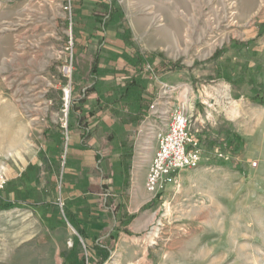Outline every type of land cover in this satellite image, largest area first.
<instances>
[{
    "label": "rangeland",
    "instance_id": "374dc122",
    "mask_svg": "<svg viewBox=\"0 0 264 264\" xmlns=\"http://www.w3.org/2000/svg\"><path fill=\"white\" fill-rule=\"evenodd\" d=\"M97 1L0 0V45L6 50L0 60V128L18 116L26 128L21 147L0 146V204L19 203L0 209V264H80V256L89 264L91 240L86 243L67 220L71 202L79 226L91 223L108 236L109 256L102 264H264V104L251 100L252 87L264 89V0L249 9L239 0H186L187 8L180 7L176 17L187 27L192 23L193 35L174 38L170 46L156 42L155 31L164 24L162 7L174 0H113L120 19L105 29L108 16L99 27L96 21L98 32L90 37L89 16H103ZM140 19H146L144 25L137 24ZM20 37L26 42L24 64ZM246 41L251 42L237 45ZM97 47L103 80L120 81L124 55L132 51L147 57L160 74L150 77L153 111L149 107L138 125L114 133L115 146L123 140L127 149L132 145L129 171L121 174L127 178L120 182L109 167L122 156L101 128L86 149L79 145L76 125L68 128V120L74 122L68 114L73 99L92 84L89 64ZM36 59L39 66L29 68ZM224 70L233 75L245 70L244 82L226 81ZM22 71L37 78L26 84L34 86L27 106L16 105ZM176 108L190 116L202 159L182 170L177 184L150 194L145 180L155 136ZM99 118L107 124L114 120L104 113ZM226 136L240 141L237 154L224 144L209 146L212 139L224 143ZM96 149L103 161L95 173ZM78 181L90 192L77 189ZM136 189L144 199L132 208ZM78 196L84 201L77 205ZM125 216L130 219L123 224ZM114 227L119 230L110 234Z\"/></svg>",
    "mask_w": 264,
    "mask_h": 264
},
{
    "label": "trees",
    "instance_id": "16d2710c",
    "mask_svg": "<svg viewBox=\"0 0 264 264\" xmlns=\"http://www.w3.org/2000/svg\"><path fill=\"white\" fill-rule=\"evenodd\" d=\"M114 3L115 2L113 0L110 2L106 0H100L95 3V5L100 7L103 16L97 17L96 13H92L94 15L92 17L89 16L88 20L90 21V18H92V22L90 21L89 23L90 32L87 35L91 37L93 33L98 32L97 26H100L102 20H104L106 16H108L109 20L108 22L102 23L103 29L106 28V25L109 22L113 23L115 20L120 19L121 11H119L118 7L115 6ZM96 21L98 22L97 26L95 24ZM99 39L102 43L103 38L99 37ZM250 42L251 41L239 42L237 45L244 46ZM124 56V60L127 65L124 68L122 79L120 81L117 79L106 81L102 79L104 74H106L101 67L100 61V59L103 57V54L100 47L94 49L92 59L89 64V76L93 79L92 84L85 91L81 92L79 97L73 99L72 106L68 113L69 116L74 118L73 123H70L68 120V128L72 129L74 124L76 125V129L80 133L79 145L81 148L86 149L89 147V141L93 137V134L98 131V127H100L102 134H104V138L110 142L113 150L115 152H119V154L122 156L121 159H119L116 163H111L109 167L112 179H115V182L125 180L126 176H121V174L124 172L128 173L129 171L130 159L132 156V145L127 149L126 140H123L118 143V146H115L116 144L114 145V142L116 138L114 133L118 131L120 127H124L128 124L131 126L138 125L139 122L147 115L152 100L154 99L150 77L160 75L157 73L158 69H155L153 63H150V60L141 53L132 51L129 52V54L125 53ZM146 65L149 66V69L146 67ZM171 66L172 68L178 67L177 63H173ZM247 70L251 69L248 68ZM245 72V70H237L236 74L233 75L232 72H227L224 70L221 72V76L232 84H241L244 82L243 74H245ZM250 82L253 83V79H250ZM252 91L253 95L251 96V100L259 104H264V89H256L252 87ZM91 93L95 94L94 98L89 97ZM99 113L109 114L110 118H114V120L112 119L113 121L110 123V125H108L105 121H100ZM234 140L228 136L225 137L224 143H218L215 141V139H212L209 142V146L213 147L215 143L219 146L224 144L228 151L232 155H235L238 151H240L241 143L238 141L237 137ZM95 152L96 153H94V156L97 161H99L97 169H95L96 173L99 170H102L101 162L103 161V158L100 155V150L96 149ZM69 162L70 161H68V163ZM84 169L81 167V172H83ZM87 180H89V177H87ZM78 184H80L79 181L77 182V189L90 192L88 185L87 187H84L82 184L83 186L81 187V185ZM80 196L74 198V201L77 205L78 203L84 201V199ZM28 198L26 197L27 200ZM108 200L110 199H107L106 202ZM71 204L73 203L71 202L66 205L65 210L67 213V220L76 226L78 236H80L82 239H85L86 243L87 240H91L92 243L90 247L91 253L87 257L89 264H102L109 256L110 244L106 240L108 236L101 235L100 232L102 229L93 227L91 223H87L86 227L79 226L76 221V216L73 213V209L70 207ZM17 206H19V203L7 201L0 204V209H10ZM31 208L36 211L35 207ZM115 210H117V206L115 207ZM113 219L115 218L113 217ZM129 219L130 216H125L122 223H127ZM118 230V227H114L110 234L113 231L116 233ZM73 248L79 250V243H76ZM79 262L80 264L84 263L83 256L79 257Z\"/></svg>",
    "mask_w": 264,
    "mask_h": 264
},
{
    "label": "built area",
    "instance_id": "2783aa9c",
    "mask_svg": "<svg viewBox=\"0 0 264 264\" xmlns=\"http://www.w3.org/2000/svg\"><path fill=\"white\" fill-rule=\"evenodd\" d=\"M156 105L157 102L152 101L150 109ZM190 127V116L183 109L167 113L166 122L155 136L156 148L145 180L148 193L155 194L174 186L182 170L199 165L204 149L191 136Z\"/></svg>",
    "mask_w": 264,
    "mask_h": 264
},
{
    "label": "bare ground",
    "instance_id": "6f19581e",
    "mask_svg": "<svg viewBox=\"0 0 264 264\" xmlns=\"http://www.w3.org/2000/svg\"><path fill=\"white\" fill-rule=\"evenodd\" d=\"M239 1H240V3L244 4L243 7L245 9H249L256 2V0H239ZM166 5L167 6H163L162 7V9L165 10L164 11L165 14L164 15L162 14V16L164 17V19L162 18L163 21H164L163 27L158 29V31L156 30L155 33H156V35H158V38H156V42H160L161 41V42L167 43L170 46L174 42V38H179L182 35H185L186 37L190 38L193 35V31L194 30L192 29L193 27H192V23L190 21H189L190 25L187 27V23H185L184 20L178 19L176 17V13H179L178 9L180 7L183 8V9L187 8L186 0H174L173 2H169ZM161 12H163V11H161ZM145 21H146V19L136 20L138 25H144ZM186 22H187V19H186ZM137 27H138V29H141L139 26H137ZM20 38L24 42V43L22 42L23 44H19L20 48L23 50L24 49L23 46H25L26 42L23 40L24 38H22V37H20ZM4 45H7V44L4 43ZM5 47H7V46H5ZM5 52H6V50L4 49V46L0 45V60L2 59L3 56L6 55ZM25 55L26 54H25V52L23 50V52L20 54V63H22V64H24L26 62V60H27ZM39 64L40 63H38L37 59H36L35 61H31L30 60L29 64H27V66L29 68H32V67L39 66ZM22 74H24L25 77L22 78L17 83L16 95L18 96L17 99H19V100H17L18 102H16V105L19 106L20 102H22L23 105L27 106L29 104V101L31 100V97H32V96L29 95V91L33 92L34 91V86H30V85L26 86V84H30V80L33 79V75H32V73H30V71L28 73L22 71ZM36 79L37 78L33 79V83L37 82ZM1 84H2V81L0 80V85ZM66 94L68 95V90H66ZM33 96L35 98H37V99L40 98L39 92H35L33 94ZM18 106H17V108H18ZM36 107L33 110H37L38 108H36ZM15 108H16V106H15ZM28 108H30V107H28ZM152 111H153V109H152ZM7 113H9V112H7ZM166 113L164 115H166ZM15 119L13 118L12 121L9 120V121L5 122L3 124L4 126L0 128V146H2L3 149L4 148L5 149H9V150L18 149L19 147H21L23 145V139H24V136L26 134V128L23 125L24 123L20 120L19 116L17 118H15ZM147 144H148V142H147ZM2 147H0V148L2 149ZM143 148L146 149L147 145L145 147H143ZM139 157H141V156H139ZM135 176L137 177V174H135ZM142 199H144V195L142 193H140L139 189H136V192L133 195V205H136V204L140 203V201ZM153 216H154V214L151 215L150 218H152ZM150 218H149V221L151 220Z\"/></svg>",
    "mask_w": 264,
    "mask_h": 264
},
{
    "label": "crops",
    "instance_id": "0c3cea01",
    "mask_svg": "<svg viewBox=\"0 0 264 264\" xmlns=\"http://www.w3.org/2000/svg\"><path fill=\"white\" fill-rule=\"evenodd\" d=\"M108 125H110V123H109ZM138 205H139V203L136 204V205H133V204H132V208H135V207H137Z\"/></svg>",
    "mask_w": 264,
    "mask_h": 264
}]
</instances>
